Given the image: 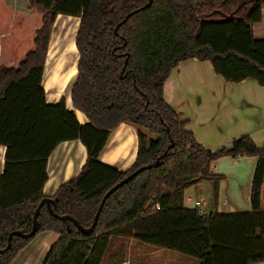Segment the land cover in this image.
Listing matches in <instances>:
<instances>
[{
	"label": "trees",
	"instance_id": "1",
	"mask_svg": "<svg viewBox=\"0 0 264 264\" xmlns=\"http://www.w3.org/2000/svg\"><path fill=\"white\" fill-rule=\"evenodd\" d=\"M149 2L29 0L25 12L0 0V146L6 148L0 250L11 232L31 231L36 208L49 197L44 187L52 153L63 142L79 140L87 150L86 162L51 198L56 214L71 215L84 227L91 226L112 187L152 167L107 199L91 235L44 206L37 234L53 231L60 237L42 264H103L112 240L120 237L197 258L199 264L264 262V146L244 135L216 151L206 149L187 128L189 120L164 98L172 69L191 58L210 61L226 81L253 79L264 87V38L253 33L264 0H153L146 7ZM60 14L80 18L79 61L70 88L74 108L88 118L85 123L64 95L49 103L44 87ZM123 123L138 137L137 157L125 171L101 160ZM226 156L258 159L251 210L206 214L187 207L185 190L204 181L218 185L222 176L211 168ZM34 237L14 235L10 249L0 253V264H12Z\"/></svg>",
	"mask_w": 264,
	"mask_h": 264
},
{
	"label": "crops",
	"instance_id": "2",
	"mask_svg": "<svg viewBox=\"0 0 264 264\" xmlns=\"http://www.w3.org/2000/svg\"><path fill=\"white\" fill-rule=\"evenodd\" d=\"M6 1L16 9L30 11L29 0ZM66 18H75L78 23L80 22L79 17L60 14L55 25L57 26ZM55 25L54 28H56ZM253 33L258 39L264 38V5L262 19L253 25ZM70 48L75 51L77 46L72 43ZM49 63L50 56L47 58L44 73V87L48 102L56 103L64 95L68 107L75 110L80 122H87V116L74 108L71 92L68 91L67 86V83L77 74V66L76 68H74L75 65L70 66L64 81L58 84L59 72L56 69L49 71L47 68ZM72 68L75 74H71ZM164 98L182 119L189 120L187 128L194 132L197 141L206 149L216 151L229 146L235 139L244 135H249L257 147L264 146V87L253 79L239 83L226 81L214 71L210 61L191 58L180 62L172 69L165 83ZM192 98L193 101L189 102L188 100ZM184 105L193 108L185 109ZM137 152L136 131L132 126L123 123L111 135L101 160L125 171L134 163ZM5 153L6 148L0 146V176L4 170ZM86 158L87 150L81 141L61 143L48 161L49 179L44 187L45 195L53 196L62 184L76 177L82 170ZM257 161L256 157L226 156L218 159L212 165L211 173L221 175L222 178L218 185H215L213 181H204L206 194L196 197V201L205 198L201 211L212 214L251 210V190ZM187 199L190 201L193 197L189 195ZM184 203L186 205L187 202L184 200ZM40 233L37 234L40 235L36 242L38 249L34 250L36 254L34 255L33 250H30L33 249V245L28 243L18 255V257L23 255L19 264H40L51 246L60 237L53 231ZM254 264H264V262Z\"/></svg>",
	"mask_w": 264,
	"mask_h": 264
},
{
	"label": "rangeland",
	"instance_id": "3",
	"mask_svg": "<svg viewBox=\"0 0 264 264\" xmlns=\"http://www.w3.org/2000/svg\"><path fill=\"white\" fill-rule=\"evenodd\" d=\"M79 25L80 22L78 23V21L75 18H71V19L66 18L64 19V21H60L57 26L55 25L56 28H53L54 31L52 32L50 48L48 51V57L50 56V63L47 66V68L49 71H52L53 69L58 70L59 72L58 75L59 77L57 80L58 84H61L62 81H64L68 72L67 69L70 66L78 65L79 51L78 49H75L74 51L73 49L70 48V46L72 45V43H75ZM73 79L67 83L68 91L70 92H71L70 86ZM188 101L192 102L193 98ZM183 107L185 109H187L188 107L191 109L193 108L186 105H184ZM126 128L128 127L126 126ZM205 185L206 183L204 182L197 186H191L188 188V190H185V192L183 193L184 194L183 197L185 202H187L186 203L187 207L196 208L195 205L196 197L198 196L200 197L206 194ZM189 195L193 197V200L188 201L187 196ZM39 235H36L30 241V244L33 245V249L31 248L30 250L31 251L33 250L34 255L36 254V251L34 250L38 249V245L36 242ZM22 250H20V252ZM20 252L17 254L12 264L20 263L21 258L23 256L21 255L20 257H18V255H20ZM45 257H43L42 262H40V264L43 263ZM119 260H126V262H129V264H133L134 262H136L137 264H199V260L197 258L183 255L176 251H171L153 245L136 242L130 238H122V237L114 238L112 240L111 246L108 250V253L104 259L103 264H112L113 262H117Z\"/></svg>",
	"mask_w": 264,
	"mask_h": 264
},
{
	"label": "water",
	"instance_id": "4",
	"mask_svg": "<svg viewBox=\"0 0 264 264\" xmlns=\"http://www.w3.org/2000/svg\"><path fill=\"white\" fill-rule=\"evenodd\" d=\"M152 2H153V0H150V2L147 4L146 7L150 6V5L152 4ZM133 13H135V12H132L131 14H129V15L126 17V19L129 18ZM173 146H174V142L170 145V147H173ZM166 154H167V152H165L164 155H166ZM159 162H160V159L157 160L156 165H158ZM150 167H152V166H151V165H149V166H144V167H142V168H140V169H138V170L132 172V173L129 174L126 178H124L123 180H121L120 182H118L114 187H112V188H111V189L105 194V196L103 197V199H102V201H101V204H100V206H99V208H98V211H97V213H96V215H95V217H94V220H93L91 226H89V227H84V226H83V225H82V224H81L76 218H74V217L71 216V215H58V214H56L55 211L53 210V207H52L53 204H55L56 200L53 199V198H51V197H46V198H44V199L40 202V204L38 205V207L36 208V211H35V214H34V217H33V226H32L31 231L28 232V233H24V232L19 231V230H15V231L11 232L10 235H9V242H8L7 247H6L5 249H3V250H0V253H1V252H5V251H7V250L10 249V247H11V243H12V238H13L14 235L19 236V237H22V238H31V237H34V236L37 234V231H38V229H39V227H40V224H39V221H38V217H39V214H40V212H41V209H42L44 206H46V207L48 208V210L50 211V213H51L54 217H56V218H58V219H60V220H62V221H64V220H69V221L73 222V223L75 224V226H76V227H77L82 233H84V234H86V235H91V234L95 231V229H96V227H97V225H98V222H99V218H100L101 212H102V210H103V207H104V205H105L107 199H108V198H109V197H110V196H111V195H112L117 189H119L121 186L127 184V183L130 182L134 177H136L139 173H141L142 171H144L145 169L150 168Z\"/></svg>",
	"mask_w": 264,
	"mask_h": 264
},
{
	"label": "built area",
	"instance_id": "5",
	"mask_svg": "<svg viewBox=\"0 0 264 264\" xmlns=\"http://www.w3.org/2000/svg\"><path fill=\"white\" fill-rule=\"evenodd\" d=\"M204 201H205V198H201V199L195 201L196 208L200 209V211L202 210L201 206H202V204H203ZM156 208L157 209H160L159 205H156Z\"/></svg>",
	"mask_w": 264,
	"mask_h": 264
},
{
	"label": "bare ground",
	"instance_id": "6",
	"mask_svg": "<svg viewBox=\"0 0 264 264\" xmlns=\"http://www.w3.org/2000/svg\"><path fill=\"white\" fill-rule=\"evenodd\" d=\"M74 68H76V65H75ZM74 68H72V70H71V74H75V73H74Z\"/></svg>",
	"mask_w": 264,
	"mask_h": 264
}]
</instances>
